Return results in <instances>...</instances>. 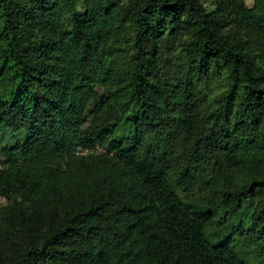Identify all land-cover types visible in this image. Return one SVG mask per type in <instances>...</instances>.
I'll list each match as a JSON object with an SVG mask.
<instances>
[{
  "label": "trees",
  "instance_id": "1",
  "mask_svg": "<svg viewBox=\"0 0 264 264\" xmlns=\"http://www.w3.org/2000/svg\"><path fill=\"white\" fill-rule=\"evenodd\" d=\"M217 2L206 12L200 0H0V132L26 136L2 149L10 203L0 206V264H248L231 235L212 241L207 229L222 230L255 197L238 234L264 264V0ZM227 16L245 41L222 33ZM127 23L135 33L124 71L109 42ZM165 43L186 66L171 89L160 81ZM216 70L230 87L216 119L197 125L192 76L208 81ZM99 84L114 92L98 94ZM170 113L191 140L143 145L140 126L154 133ZM128 121L135 136L125 144L113 135ZM208 157L255 175L202 209L181 200L169 172L178 163L176 185L189 191Z\"/></svg>",
  "mask_w": 264,
  "mask_h": 264
},
{
  "label": "rangeland",
  "instance_id": "2",
  "mask_svg": "<svg viewBox=\"0 0 264 264\" xmlns=\"http://www.w3.org/2000/svg\"><path fill=\"white\" fill-rule=\"evenodd\" d=\"M120 1L123 5H125L128 0ZM217 1L218 0H200V3L206 12H214L218 8ZM243 3L246 8H252L254 0H243ZM75 8L79 13L83 12V6L80 2L76 4ZM221 31L234 43L238 41H245L246 39L244 31L240 30L232 16H227L223 19V22L221 23ZM134 33L135 31L133 27L127 23L125 24V28L122 30V33L119 36L112 38L109 42L111 47L116 49L115 55L117 56L119 65L121 66L120 68L124 71L130 69L131 67V60L129 57L132 53L131 41ZM165 44L167 46L165 47L166 49L164 50L162 59L163 67L161 69L160 81L161 84H167L168 89H171L176 80L183 77L185 78L186 66L184 61L180 60L178 46L170 45V43ZM191 82L194 87L197 104V125H206L207 123L213 121V113L219 107L220 103H222L224 96L227 94L231 80L225 70H216L208 81H204L201 76L195 74L192 76ZM95 90L98 94H111L114 92V87L105 88L99 84L96 85ZM162 92L169 97L168 102L174 105L177 99L172 97L171 91L162 90ZM132 112L133 107L130 104L127 108L126 115H132ZM176 117L177 115L174 113L164 116L163 119L158 122L154 133L152 130L149 129L147 131L144 126H140L142 130L141 143L143 145L155 144L159 147V149H166L167 144H169L170 147H176L181 141L184 143L189 142L191 140V134L189 133L188 127H183L181 123L173 122V119H176ZM221 121L222 119L220 122ZM262 121L264 123V116L262 117ZM230 122L231 120L229 123ZM224 124L227 125V120ZM87 127L88 125H85L84 129ZM134 136L135 130L132 126V122L128 121L122 123V125L114 132L113 138L121 140L127 144L132 141ZM25 137L26 136L22 131L14 133L0 132V170L5 167L2 149L4 147H10L16 142H23ZM101 151L102 150L100 148H96L91 152ZM83 153L89 152L83 151ZM179 172L180 165L177 163L169 172L170 184L174 187L175 192L182 201L196 204L202 209H204L209 200H213L217 197L218 192L240 188L255 175L253 174L252 176H249L244 171L236 168H230L228 162L221 157H208L199 166L193 168L194 185L191 190L186 191L185 184L181 186L176 185ZM8 203H10V201L5 198V203L1 206L7 205ZM257 203L258 197L248 201L239 213L231 217L228 226L224 227L222 230H218L215 224L207 229V234L212 241H218L228 235H231L233 245L239 259L248 264H255L259 261L257 253L250 236H240L238 231L239 227H242L244 230L249 229L250 217ZM228 209L229 206L217 209L215 218L216 221ZM13 250L14 246H10L9 253H12Z\"/></svg>",
  "mask_w": 264,
  "mask_h": 264
},
{
  "label": "built area",
  "instance_id": "3",
  "mask_svg": "<svg viewBox=\"0 0 264 264\" xmlns=\"http://www.w3.org/2000/svg\"><path fill=\"white\" fill-rule=\"evenodd\" d=\"M5 203V197L0 193V206Z\"/></svg>",
  "mask_w": 264,
  "mask_h": 264
}]
</instances>
